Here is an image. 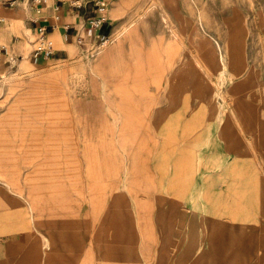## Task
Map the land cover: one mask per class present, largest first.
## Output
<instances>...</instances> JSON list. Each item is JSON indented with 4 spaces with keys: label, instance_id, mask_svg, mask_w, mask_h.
Instances as JSON below:
<instances>
[{
    "label": "rangeland",
    "instance_id": "1",
    "mask_svg": "<svg viewBox=\"0 0 264 264\" xmlns=\"http://www.w3.org/2000/svg\"><path fill=\"white\" fill-rule=\"evenodd\" d=\"M180 1L192 29L106 110L89 45L37 94L0 79V264H264V0ZM142 5L149 41L166 29Z\"/></svg>",
    "mask_w": 264,
    "mask_h": 264
},
{
    "label": "crops",
    "instance_id": "2",
    "mask_svg": "<svg viewBox=\"0 0 264 264\" xmlns=\"http://www.w3.org/2000/svg\"><path fill=\"white\" fill-rule=\"evenodd\" d=\"M4 1L0 0V79L7 77L8 85L19 81V87L11 92L7 85V93L14 97H28L42 92L50 82L70 79L63 64L69 58V48L89 45L91 48L82 52V76L89 92L106 94L101 106L106 110L110 95L133 76L136 67L156 65L157 50L179 48V38L192 29L180 0H147L157 7L166 29L151 34L149 41L139 19L145 11L144 0H16L10 6ZM101 1L106 5L100 6ZM137 7L138 15L128 14ZM96 20L100 23L94 26ZM108 23L112 32L96 47L102 38L101 26ZM238 34L244 31L233 30L228 44ZM218 49L217 45L211 48L214 58ZM16 59L21 60L13 72L4 70ZM106 67L114 75L107 78Z\"/></svg>",
    "mask_w": 264,
    "mask_h": 264
},
{
    "label": "built area",
    "instance_id": "3",
    "mask_svg": "<svg viewBox=\"0 0 264 264\" xmlns=\"http://www.w3.org/2000/svg\"><path fill=\"white\" fill-rule=\"evenodd\" d=\"M9 1V3L11 4V5H13V0H8ZM102 6H105L106 5V2L105 1H101V3H100ZM94 25H99V23H100V21H98V20H96V21H93L92 22ZM103 42H104V40H103ZM102 42V43H103Z\"/></svg>",
    "mask_w": 264,
    "mask_h": 264
},
{
    "label": "bare ground",
    "instance_id": "4",
    "mask_svg": "<svg viewBox=\"0 0 264 264\" xmlns=\"http://www.w3.org/2000/svg\"><path fill=\"white\" fill-rule=\"evenodd\" d=\"M13 2H14V3H13V5H14V4L16 3V0H13ZM98 21H99V20H98Z\"/></svg>",
    "mask_w": 264,
    "mask_h": 264
}]
</instances>
